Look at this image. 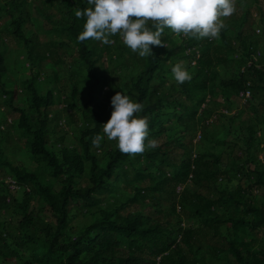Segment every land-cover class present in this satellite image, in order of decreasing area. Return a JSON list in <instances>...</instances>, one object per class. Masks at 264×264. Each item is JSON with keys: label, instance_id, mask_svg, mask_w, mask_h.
<instances>
[{"label": "trees", "instance_id": "16d2710c", "mask_svg": "<svg viewBox=\"0 0 264 264\" xmlns=\"http://www.w3.org/2000/svg\"><path fill=\"white\" fill-rule=\"evenodd\" d=\"M88 7L0 0L3 30L24 59L19 92L3 81L0 50V172L13 178H0V212L20 217L0 219V264H264V0H236L216 39L165 29L166 48L152 46L145 58L119 36L112 45L78 42L86 18L75 12ZM33 9L54 38L26 30ZM60 46L75 50L85 76L69 73L65 98ZM178 62L190 83L172 77ZM120 91L143 104L137 115L157 144L135 157L106 137L99 150L91 143ZM10 111L17 141L8 152ZM62 120L73 124L72 139L58 132ZM80 216L88 220L72 224Z\"/></svg>", "mask_w": 264, "mask_h": 264}, {"label": "clouds", "instance_id": "9594fccd", "mask_svg": "<svg viewBox=\"0 0 264 264\" xmlns=\"http://www.w3.org/2000/svg\"><path fill=\"white\" fill-rule=\"evenodd\" d=\"M91 7L77 9V19L86 18L78 42L95 40L104 45L123 44L139 57L153 56L152 46L165 47V29L179 36L216 39L227 25L223 18L236 11V0H86ZM166 48V47H165ZM177 84L191 82L192 74L182 62L171 68ZM112 112L103 125V135L91 138L92 146L101 148L107 138L115 141L118 150L135 157L157 146L149 139V121L137 114L143 104L134 102L121 91L111 98Z\"/></svg>", "mask_w": 264, "mask_h": 264}, {"label": "rangeland", "instance_id": "374dc122", "mask_svg": "<svg viewBox=\"0 0 264 264\" xmlns=\"http://www.w3.org/2000/svg\"><path fill=\"white\" fill-rule=\"evenodd\" d=\"M34 17H33V24L27 25L26 26V30L27 31H33L34 33H38L39 38L41 41L45 42L46 40L48 41L51 38H54L55 36L54 31H49V28H47V25L45 24V21H43L42 17L38 14L36 9H33L32 11ZM225 19V18H223ZM5 23V18L4 17H0V50L1 52L4 54L5 56V64L9 67L8 68V72L6 73V76L3 77V81L8 82V81H15V83L17 84V86L19 85V81L21 80L20 78L23 75V72H21V65L24 62L23 56H22V49H21V44L19 43V41H17V39H13V37L11 35H9L8 33H6L3 29H4V24ZM257 31H259V29H257ZM58 52L61 54V57L64 59V62L62 64L59 65V68L57 69L58 72H60V88H61V95L63 98H65L66 95H68L69 91H70V78H69V73H74L75 76H79V78H84V74L82 73V68H83V64L81 62L80 59H78L77 54L75 52V50L73 48H68L66 46H60L58 47ZM194 63V62H192ZM27 67V65H25ZM48 72H50L51 70L48 69ZM126 71V70H125ZM127 72V71H126ZM24 74H29L28 69H26V71H24ZM124 71H122L120 73V75L122 76L121 79H126L124 78ZM120 80V77H119ZM19 92H20V86H18ZM21 101V100H19ZM23 102V101H21ZM19 104H22L19 102ZM235 104L237 105L238 108H236V112L238 115H240L242 118H245L248 114L246 112L242 111V108L238 102V100L235 101ZM64 106V104H59V108L61 109ZM219 108H221V105L219 106ZM226 110V109H225ZM8 117H7V123L9 124V134L11 135V137L9 138V142L6 143V147H7V151L10 152V150H12L13 144L17 141V132L16 130L10 126V120L9 118L12 119L13 122V117H16L17 114L13 113V112H9L7 113ZM63 113H61V119H63ZM77 117V114H75ZM12 125V124H11ZM1 128L4 130L5 129V125H1ZM59 129V133H65L69 135V138H73L74 135V126L73 124H68L67 120H62L61 125L58 127ZM17 151L19 150H15V153H17L18 157L26 160V163H29V161H31L30 159H27V155H23L22 153H18ZM261 157V156H260ZM262 158V157H261ZM29 160V161H28ZM27 165V164H26ZM2 169H0L1 171ZM3 171V170H2ZM4 172V171H3ZM3 177V179H5V182L7 184H11L13 183L12 180L13 178L11 176H9V174H3L2 172H0V178ZM81 184H85V181H80ZM13 184L10 186V188H13ZM132 207H125L123 209V212H126L127 210L131 209ZM0 219H6V220H10L12 223H17L20 220L19 216L13 215L10 211H6V212H0ZM87 221L88 218H84V217H78L76 219L73 220L72 224H75L77 221Z\"/></svg>", "mask_w": 264, "mask_h": 264}, {"label": "built area", "instance_id": "2783aa9c", "mask_svg": "<svg viewBox=\"0 0 264 264\" xmlns=\"http://www.w3.org/2000/svg\"><path fill=\"white\" fill-rule=\"evenodd\" d=\"M250 90L249 89H245L242 93H241V96H242V102H245L247 100V98L250 97ZM179 189V187H178Z\"/></svg>", "mask_w": 264, "mask_h": 264}, {"label": "crops", "instance_id": "0c3cea01", "mask_svg": "<svg viewBox=\"0 0 264 264\" xmlns=\"http://www.w3.org/2000/svg\"><path fill=\"white\" fill-rule=\"evenodd\" d=\"M226 111V110H225Z\"/></svg>", "mask_w": 264, "mask_h": 264}]
</instances>
